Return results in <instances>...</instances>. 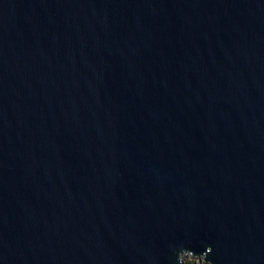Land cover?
Segmentation results:
<instances>
[{"label": "water", "instance_id": "95a60500", "mask_svg": "<svg viewBox=\"0 0 264 264\" xmlns=\"http://www.w3.org/2000/svg\"><path fill=\"white\" fill-rule=\"evenodd\" d=\"M264 264V0H0V264Z\"/></svg>", "mask_w": 264, "mask_h": 264}, {"label": "rangeland", "instance_id": "374dc122", "mask_svg": "<svg viewBox=\"0 0 264 264\" xmlns=\"http://www.w3.org/2000/svg\"><path fill=\"white\" fill-rule=\"evenodd\" d=\"M183 262H189V263H196V264H204V261L202 259L193 258L191 255H183L182 256Z\"/></svg>", "mask_w": 264, "mask_h": 264}]
</instances>
